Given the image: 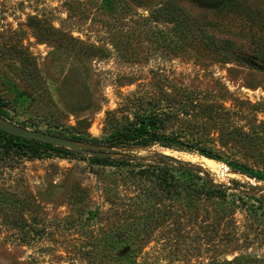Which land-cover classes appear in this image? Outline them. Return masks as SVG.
<instances>
[{
  "label": "rangeland",
  "instance_id": "rangeland-1",
  "mask_svg": "<svg viewBox=\"0 0 264 264\" xmlns=\"http://www.w3.org/2000/svg\"><path fill=\"white\" fill-rule=\"evenodd\" d=\"M169 1L181 6L194 29H199L193 36L206 40L201 30L226 41L220 54H231L236 60L218 62L211 50L199 45L203 40L199 47L196 42L182 46L174 26L152 21L145 6H115L111 0H0V95L15 96L12 68H37L44 91L36 94L17 83L27 108L16 122L43 133L102 141L129 117L133 99L155 97L157 87L164 86L167 92L183 87L212 96L226 94L223 106L234 113L232 126L251 134V123L256 124V140L230 142L223 148L222 161L162 153L199 166L228 189L231 199H242L236 213L241 241L229 247L226 257L264 258V236L258 234L264 232V183L228 166L237 163L264 173V59L259 54L264 48V25L222 15L204 0ZM242 1L251 8L264 6V0ZM46 28L56 32L38 35ZM16 50L27 56L25 64ZM252 105H258L259 112L249 115L255 122L248 124L241 114L247 115ZM217 137L211 134L218 148ZM111 178L109 169L86 158L28 159L0 147V264H92L75 255L73 245L85 242L82 235L46 230L40 239L29 234L22 240L18 224H30L36 215L45 227L52 219L64 224L68 216L74 217L73 198L79 200L76 206L105 211L110 207L105 202V184ZM94 223L105 227L107 221Z\"/></svg>",
  "mask_w": 264,
  "mask_h": 264
},
{
  "label": "trees",
  "instance_id": "trees-1",
  "mask_svg": "<svg viewBox=\"0 0 264 264\" xmlns=\"http://www.w3.org/2000/svg\"><path fill=\"white\" fill-rule=\"evenodd\" d=\"M111 1L115 6L148 7L152 21L174 26L182 46H194L195 42L197 45L203 40L199 45L202 43L201 46L211 50L218 62L236 60L231 54H220L219 50L226 46V41L204 34L201 30L206 40L201 39L202 36L200 40L197 35L193 36V32L199 29H194L184 9L172 1ZM204 2L211 4L222 15L257 20L264 25V6L251 8L242 0ZM54 32L56 30L46 28L38 35L46 37ZM259 51L264 59V48ZM15 53L21 63L27 62L24 53L20 50ZM12 70L16 77L11 88L16 92L13 98L0 95V119L28 128L24 125L26 122L15 120L27 108L23 94L17 91V83H22L36 94L42 93L44 87L37 68L22 66ZM169 89L170 92H167L164 86L157 87L155 97L137 96L133 99L129 103V117L117 124L102 141L87 140L75 134L47 133L104 148L93 150L104 156L88 155L82 150L30 140L0 130V147L7 152L28 159L51 156L86 158L89 163L111 172L112 178L105 184L108 187L105 202L109 209L76 206L79 200L73 198L74 217L68 216L64 224L59 219H52L45 227L36 215L30 224H18L22 240L29 239V234L33 239H40L46 230L49 234L58 230L67 231L68 236L80 234L85 242L73 245L75 255L92 264H264V258L226 257L229 247L241 241L236 213L242 199L237 196L231 199L228 189L216 184L209 173L199 166H189L162 153L167 150L222 161L225 155L223 148L228 147L230 142H253L257 139L256 124L251 123L255 122V118L250 116L259 112L258 105L250 106L247 115L241 114L242 119L252 125V132L248 134L238 132L232 126L234 113L223 106L226 94L212 96L183 87ZM211 134H218L220 147H216ZM154 148L159 151H153ZM141 151L147 153L140 155ZM229 151L232 154L230 148ZM228 166L234 172L264 183V173H255L237 163L228 162ZM101 220L107 221L105 227L95 225L94 222ZM258 234L264 236V232L258 231ZM151 243L153 246L150 248Z\"/></svg>",
  "mask_w": 264,
  "mask_h": 264
},
{
  "label": "water",
  "instance_id": "water-1",
  "mask_svg": "<svg viewBox=\"0 0 264 264\" xmlns=\"http://www.w3.org/2000/svg\"><path fill=\"white\" fill-rule=\"evenodd\" d=\"M0 130L8 134L30 139V140H37V141L52 144L55 146L72 148L75 150H82L88 155L104 156L102 154L94 152L89 146L79 144L69 139L58 137L55 135L43 133L40 131L30 130V129L21 127L19 125H16L14 123H11L9 121L2 120V119H0ZM163 155L168 156L167 154H163Z\"/></svg>",
  "mask_w": 264,
  "mask_h": 264
}]
</instances>
